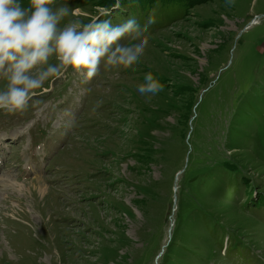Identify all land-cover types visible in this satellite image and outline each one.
I'll return each mask as SVG.
<instances>
[{
  "label": "rangeland",
  "instance_id": "1",
  "mask_svg": "<svg viewBox=\"0 0 264 264\" xmlns=\"http://www.w3.org/2000/svg\"><path fill=\"white\" fill-rule=\"evenodd\" d=\"M111 1L54 7L154 18L137 63L0 111V264H246L233 242L264 264V0ZM149 72L162 91L141 95Z\"/></svg>",
  "mask_w": 264,
  "mask_h": 264
},
{
  "label": "clouds",
  "instance_id": "2",
  "mask_svg": "<svg viewBox=\"0 0 264 264\" xmlns=\"http://www.w3.org/2000/svg\"><path fill=\"white\" fill-rule=\"evenodd\" d=\"M54 4L55 0H29L24 6L21 0H0V79L4 81L0 111L5 115L25 110L30 102L42 103L33 99L34 90L69 69L82 77V84H89L101 68L108 71L113 66L134 65L149 44L145 33L156 22L150 16L141 24L132 16L115 26L111 20L99 18L62 24L69 15L76 17L78 10L70 12L68 7ZM232 4L228 0V6ZM137 91L156 95L162 85L149 72ZM75 126L72 116L65 122V133Z\"/></svg>",
  "mask_w": 264,
  "mask_h": 264
},
{
  "label": "trees",
  "instance_id": "3",
  "mask_svg": "<svg viewBox=\"0 0 264 264\" xmlns=\"http://www.w3.org/2000/svg\"><path fill=\"white\" fill-rule=\"evenodd\" d=\"M191 1L192 2H195V0H191ZM115 2H116L115 0H112L111 2L106 3L105 6L109 8L112 5H114ZM150 8H152V6ZM172 9L173 10H176L175 7H172ZM114 12H116V13H114ZM114 12L112 13L113 16L111 17V19L115 18V16L117 15V13L120 14V9H118L117 11H114ZM150 13H151V11L148 10L147 12L144 13V15H147V14L149 15ZM193 106H194V104H193ZM231 167H233V166L231 165ZM229 186H233L234 187V190L235 191H238V188H239V185L238 184H236V185H230L229 184ZM259 194H262V193H259ZM263 196L264 195H262V198L257 199V201H256L257 208H261V209L264 208V198H263ZM210 231L211 232H215L213 230H210ZM230 248H232V249L230 250ZM225 254H228L230 257L231 256H235V257H238V258H240L241 256H245V258H247V259H245L243 262H245L246 264H257V259H251L250 255L248 254L247 249H245V248L243 249V247H239V244L238 243H235V242L231 243V245L228 246L227 250L225 251ZM243 254H245V255H243ZM255 257H257V256L255 255Z\"/></svg>",
  "mask_w": 264,
  "mask_h": 264
},
{
  "label": "bare ground",
  "instance_id": "4",
  "mask_svg": "<svg viewBox=\"0 0 264 264\" xmlns=\"http://www.w3.org/2000/svg\"><path fill=\"white\" fill-rule=\"evenodd\" d=\"M76 10H77V9H76ZM78 12H79V10H78ZM260 19H261V16H258V17H256V18L252 19V20L249 22L248 27H247L246 29L252 27L253 25H257V24H259ZM5 185H6L7 187H11V186H12V183H11L10 181H8L7 183H5ZM177 193H178V191H177ZM173 219H174V217H173Z\"/></svg>",
  "mask_w": 264,
  "mask_h": 264
},
{
  "label": "water",
  "instance_id": "5",
  "mask_svg": "<svg viewBox=\"0 0 264 264\" xmlns=\"http://www.w3.org/2000/svg\"><path fill=\"white\" fill-rule=\"evenodd\" d=\"M185 171V169H183V171L181 172V174L183 173ZM179 179V176L176 178V180H178ZM175 191H176V189H175ZM176 196V195H175ZM175 202H176V200H175Z\"/></svg>",
  "mask_w": 264,
  "mask_h": 264
}]
</instances>
